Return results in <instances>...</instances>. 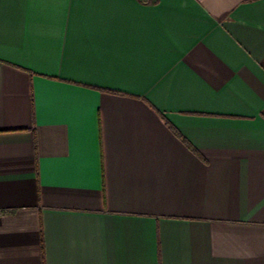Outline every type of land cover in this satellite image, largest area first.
Returning a JSON list of instances; mask_svg holds the SVG:
<instances>
[{
    "label": "crops",
    "instance_id": "crops-1",
    "mask_svg": "<svg viewBox=\"0 0 264 264\" xmlns=\"http://www.w3.org/2000/svg\"><path fill=\"white\" fill-rule=\"evenodd\" d=\"M0 264H264V0H0Z\"/></svg>",
    "mask_w": 264,
    "mask_h": 264
},
{
    "label": "trees",
    "instance_id": "trees-1",
    "mask_svg": "<svg viewBox=\"0 0 264 264\" xmlns=\"http://www.w3.org/2000/svg\"><path fill=\"white\" fill-rule=\"evenodd\" d=\"M160 116V119L163 121V123H165L166 125H168V123L166 122L165 118L163 115H159ZM178 138L181 139V137L179 135H177Z\"/></svg>",
    "mask_w": 264,
    "mask_h": 264
}]
</instances>
